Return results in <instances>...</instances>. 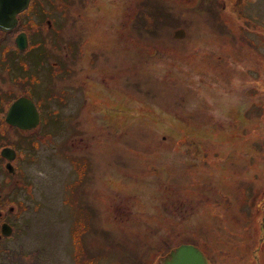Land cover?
<instances>
[{
    "label": "rangeland",
    "instance_id": "rangeland-1",
    "mask_svg": "<svg viewBox=\"0 0 264 264\" xmlns=\"http://www.w3.org/2000/svg\"><path fill=\"white\" fill-rule=\"evenodd\" d=\"M69 1L49 11L56 36L43 32L44 62L29 69L41 78L36 94L46 98V81L62 91L55 126L41 121L54 133L34 148L5 132L23 156L9 175L17 212L3 209L14 233L0 253L9 249V264L33 263L29 250L42 264H146L185 239L208 264H253L250 237L231 233L223 211L236 186L251 199L264 184V0ZM178 28L184 37L171 35ZM13 71L0 69L1 95L24 90ZM67 123L84 130L90 164L78 196L62 201L76 179L65 148L54 151ZM188 142L195 153H184ZM84 208L89 228L78 233Z\"/></svg>",
    "mask_w": 264,
    "mask_h": 264
},
{
    "label": "flooded vegetation",
    "instance_id": "flooded-vegetation-1",
    "mask_svg": "<svg viewBox=\"0 0 264 264\" xmlns=\"http://www.w3.org/2000/svg\"><path fill=\"white\" fill-rule=\"evenodd\" d=\"M69 6L72 7V2H70L69 0H27L25 6L14 13L15 20L13 24L8 27L7 22L5 26H2V28H0V64H2V66H0V69L5 68V74L8 76L9 73L12 76V71L17 70L13 71L15 73V75L13 76L21 81L22 87L24 88V90L19 91L15 94L9 93L8 90L6 94L1 95L0 91V223L3 221L9 223L11 229L12 225L10 223V220L6 216L4 217L3 209L5 208V211L7 212H17V210L15 208L12 209L8 203V191L10 186L9 175L16 170L15 165L16 163H18L17 159L19 156L22 157L23 153H14V157L12 158V160H10L13 170L10 171L6 166L8 159L1 153V148L4 146H9L15 150V146L14 144L12 145L10 143V139L8 137L9 133L5 132L13 130L15 133H18L20 136V140H23V142L21 143V147H23L24 145V140L29 139V137L34 138L35 135V138L39 140V145L40 143L44 142L42 140V137H40L42 136L41 133H54L53 129H43V124H41V121L44 120V125L46 127L47 125L51 127L55 126V120L61 116L58 115V109L59 105H61V101H63L62 91L59 93V91H57L56 89H50V82L46 81L45 88L48 92L45 94L46 98H42L41 95L36 94L35 92V90H37L35 86L41 80V78L39 77L38 72L29 71V69L31 66H34V68L37 69L44 62V50L40 45L41 41L44 42L46 40L44 38L43 32L49 31L50 36L53 38H55L56 36L57 28L54 23V18L51 16H47L49 11L52 12L56 9H65ZM10 7H12L11 4L9 5V8ZM183 32L184 34L177 38L184 37L185 30H183ZM171 35L173 36L172 33ZM16 38L17 40H20V42H18ZM74 53H76V51L72 52V54ZM51 63L52 65L48 68V70L45 71V80L55 79L54 74L56 72L50 69H52L53 65L55 64V67L58 68V62L54 60ZM86 90L87 89L81 88V99L79 100V102L82 103V105H85V107L87 108L88 98L86 96ZM18 96H25L33 102L38 114V120L35 126L29 128H20L15 124L9 123L6 120L5 117L9 110L10 104ZM73 96L75 95L72 92H68L66 98L69 99ZM48 104L53 105L50 111L45 108V106ZM78 108L79 105H76L75 112L72 116L76 115V111L78 110ZM257 111H259L258 108ZM67 125L68 127L66 129V132L69 136L67 137V140H64L66 146L55 145L54 151H61L63 150V147L65 148L62 152L64 154H67L66 156L68 162L71 165L70 169H72L73 173L75 172L74 176H76V179H74L73 177L72 180L67 181L65 187L67 199H64L65 195L63 194L61 197L62 201L68 200L73 196L75 198L76 196H78V188L81 189V185L87 177L86 172L88 171L90 164V158L87 152L88 138L84 130L82 131L81 129H77L74 125L70 126L68 123ZM260 186L261 183L259 184V187ZM235 190V194H237V196L234 194V192H232L231 194L227 193V198H224L226 199V205H229L230 202L231 209L227 210V212L223 211V215H225V213L228 214V222L232 225V228L230 230L231 233H240L242 235L250 237L251 242L249 246L251 248L249 251V256L252 263L264 264V184L261 190L253 193L251 199H249L247 195H244L242 193L244 192L245 188L241 189L240 187L238 188V186H236ZM237 190L239 191V193H241L240 195L238 194ZM126 203H128V207L129 209H131V204L129 202ZM247 203L249 205V208H247L246 206ZM124 211L125 210L121 208L115 213L121 215V213ZM229 211L230 213H228ZM91 213L92 212L90 208L87 214H85V208L81 209L78 212V221L80 220V218H83V220L89 222ZM237 215H240V218H242V220L236 219V221H234V218L235 216L237 217ZM74 217L75 216H73V218ZM237 221H242L243 223H241L243 225L242 232H239L238 229L236 230V227L238 226ZM87 228H89L88 224L82 222V228L80 229V231H78V233L83 230H87ZM12 234L13 230H11V233L6 235L0 233V239L3 238L4 240H6L7 238H10ZM77 238H79V235H77ZM181 242H190L198 246L196 244V241H188L184 239L178 240L177 242H175V244H172L171 247ZM74 246L77 247L76 245ZM84 248H86L85 245L83 249ZM1 249L5 251L4 253H0V256H2L1 264H7V262L9 264V249L7 247H2ZM200 249L205 258L206 264H208L204 249ZM166 252H157L147 261L146 264H159L160 257ZM155 256L156 258H154ZM38 264L42 263L39 262Z\"/></svg>",
    "mask_w": 264,
    "mask_h": 264
},
{
    "label": "water",
    "instance_id": "water-1",
    "mask_svg": "<svg viewBox=\"0 0 264 264\" xmlns=\"http://www.w3.org/2000/svg\"><path fill=\"white\" fill-rule=\"evenodd\" d=\"M27 0H0V28L8 22V27L13 24L15 18L14 13L25 6ZM12 7L9 8V5ZM5 27V28H8ZM174 37H180L184 34L182 28L174 29L172 32ZM17 40V38H16ZM20 42V40H17ZM6 120L15 124L20 128H29L35 126L38 120L37 110L33 102L25 97L18 96L10 104L6 114ZM1 153L7 157V168L12 171L10 160L14 157V150L9 146L1 148ZM11 227L7 222L0 223V233L3 235L9 234ZM160 264H205L204 257L201 251L191 243H180L171 248L160 259Z\"/></svg>",
    "mask_w": 264,
    "mask_h": 264
},
{
    "label": "trees",
    "instance_id": "trees-1",
    "mask_svg": "<svg viewBox=\"0 0 264 264\" xmlns=\"http://www.w3.org/2000/svg\"><path fill=\"white\" fill-rule=\"evenodd\" d=\"M149 23L152 25L153 24V18L152 17H149ZM263 94H264V90H263ZM259 95H260V93H259ZM258 103L260 104V108H261V106H262V110H264V98L262 99V102H260L259 100H258ZM153 109V111L157 114V116L159 117V118H164V119H167V116L164 114V113H159V111L157 110V109H155V108H152ZM141 112H144V110H140ZM145 112H151L150 111V109H146L145 110ZM166 121H170V120H166ZM171 121H174L173 119H171ZM42 135H47L46 136V138L45 139H47V138H49V136L51 135L50 133H46V134H43L42 133ZM49 135V136H48ZM41 137V136H40ZM43 137L44 136H42V140H43ZM27 140V142L30 144V146H32V147H36V145L38 146V143H39V140L37 139V138H32V137H30V140L29 139H26ZM44 141V140H43ZM40 144H42V143H40ZM39 144V145H40ZM183 147V146H182ZM184 147H185V149H186V152H184L185 154H188L189 153V151H192L193 153H195V151L193 150V149H190V147H191V142H188V144L187 145H184ZM18 149H19V153L20 154H22V149L21 148H19L18 147ZM58 152V151H57ZM62 153V155H63V157L65 156L66 157V159H67V154H64L63 152H61ZM20 157V156H19ZM19 157H18V159H19ZM18 159H17V161H18ZM67 161H68V159H67ZM64 199H65V197H64ZM14 233V232H13ZM29 255H30V257H31V259H32V261H33V263H29V264H38L39 263V261H38V259L36 258V255H35V253L34 252H30V250H29ZM19 258H20V256H14L13 258H12V261H14V262H18V264H24V263H21V261L19 260Z\"/></svg>",
    "mask_w": 264,
    "mask_h": 264
}]
</instances>
